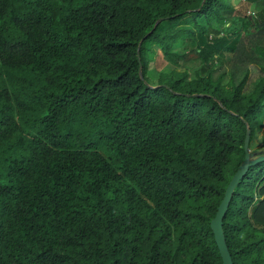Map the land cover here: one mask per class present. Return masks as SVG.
I'll use <instances>...</instances> for the list:
<instances>
[{"label":"trees","instance_id":"obj_1","mask_svg":"<svg viewBox=\"0 0 264 264\" xmlns=\"http://www.w3.org/2000/svg\"><path fill=\"white\" fill-rule=\"evenodd\" d=\"M245 1L242 30L231 0H0V264H221L210 221L264 130ZM254 35L256 76L216 74ZM145 42L184 69L152 83ZM222 227L232 264H264V160Z\"/></svg>","mask_w":264,"mask_h":264},{"label":"rangeland","instance_id":"obj_2","mask_svg":"<svg viewBox=\"0 0 264 264\" xmlns=\"http://www.w3.org/2000/svg\"><path fill=\"white\" fill-rule=\"evenodd\" d=\"M234 12L231 13L229 20L231 22L237 23L242 22L244 30L246 26L251 25V19L253 15L251 12H257L261 5L259 3H247L245 0H231ZM204 22V21H202ZM254 27V25H252ZM254 32V28H252ZM257 38L254 35L251 38H247L241 41L239 45L243 44V48L246 52V55L239 50H232L226 57V62L223 64V67L216 74L221 71L225 72L224 80L227 81L232 79L235 83H238L242 76L244 75L247 69H251L253 71L254 76H256V66L255 63H260L261 54L256 49ZM144 45L147 48H152L153 57L155 56V60L151 62L148 66L147 75L152 83H156L159 79L160 72L168 73L172 69L183 70L184 68L180 66H174L165 61V58L160 53L159 49L156 46H152L149 42H145ZM201 65V62L197 59L196 55L193 53L189 54V62L186 64L185 68L189 69L190 73L198 69ZM256 78V77H255ZM264 136V130L257 132V136L255 137V146L250 149L251 152H258V148L261 146V139Z\"/></svg>","mask_w":264,"mask_h":264},{"label":"water","instance_id":"obj_3","mask_svg":"<svg viewBox=\"0 0 264 264\" xmlns=\"http://www.w3.org/2000/svg\"><path fill=\"white\" fill-rule=\"evenodd\" d=\"M248 144H249V130L246 131V135L243 143V149L245 152L244 160L237 167L229 183L227 184L224 195L217 207L216 213L210 221V227L214 235V241L216 243V246L218 248L221 257V264H232L231 255L225 241V236L222 227V220L226 212V209L228 207L229 201L231 199L233 190L237 182L243 177V175L250 166L256 164L259 161L264 160V152L262 150L258 152H251L249 150Z\"/></svg>","mask_w":264,"mask_h":264},{"label":"built area","instance_id":"obj_4","mask_svg":"<svg viewBox=\"0 0 264 264\" xmlns=\"http://www.w3.org/2000/svg\"><path fill=\"white\" fill-rule=\"evenodd\" d=\"M250 13H251V14L253 15V17H254L255 13H254V12H251V11H250Z\"/></svg>","mask_w":264,"mask_h":264}]
</instances>
